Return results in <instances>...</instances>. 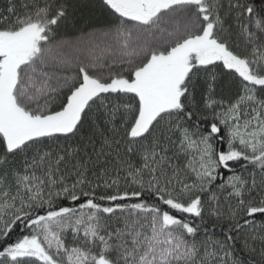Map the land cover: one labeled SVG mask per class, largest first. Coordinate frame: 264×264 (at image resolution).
<instances>
[{"label":"snow or ice","instance_id":"1","mask_svg":"<svg viewBox=\"0 0 264 264\" xmlns=\"http://www.w3.org/2000/svg\"><path fill=\"white\" fill-rule=\"evenodd\" d=\"M0 264H264V6L2 0Z\"/></svg>","mask_w":264,"mask_h":264},{"label":"trees","instance_id":"2","mask_svg":"<svg viewBox=\"0 0 264 264\" xmlns=\"http://www.w3.org/2000/svg\"><path fill=\"white\" fill-rule=\"evenodd\" d=\"M253 3L257 9L261 6H264V0H253ZM0 4H2V0H0ZM217 235H219V231L217 230Z\"/></svg>","mask_w":264,"mask_h":264},{"label":"crops","instance_id":"3","mask_svg":"<svg viewBox=\"0 0 264 264\" xmlns=\"http://www.w3.org/2000/svg\"><path fill=\"white\" fill-rule=\"evenodd\" d=\"M60 55H66V53H60Z\"/></svg>","mask_w":264,"mask_h":264}]
</instances>
